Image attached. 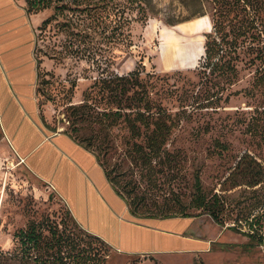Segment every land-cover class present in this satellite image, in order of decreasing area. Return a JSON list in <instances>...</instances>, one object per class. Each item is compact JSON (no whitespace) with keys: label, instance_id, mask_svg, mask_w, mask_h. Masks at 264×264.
<instances>
[{"label":"rangeland","instance_id":"374dc122","mask_svg":"<svg viewBox=\"0 0 264 264\" xmlns=\"http://www.w3.org/2000/svg\"><path fill=\"white\" fill-rule=\"evenodd\" d=\"M24 1L36 17L44 119L89 145L133 213L192 214L195 231L218 239L210 252L123 253L85 230L48 183L5 152L0 264H264V245L229 228L247 231L245 216L252 213L264 233V185L223 186L244 153L264 166V0H153L148 21L133 26L132 49L103 66L65 49L69 36L58 23L75 0ZM199 18L193 32L180 33L184 54L161 50L167 35L180 30L167 22ZM208 35L219 43L214 69L205 60ZM133 72L130 81L115 80ZM160 131L166 139L151 142ZM203 198L207 209L198 207ZM31 229L37 241L23 242L21 233Z\"/></svg>","mask_w":264,"mask_h":264},{"label":"crops","instance_id":"0c3cea01","mask_svg":"<svg viewBox=\"0 0 264 264\" xmlns=\"http://www.w3.org/2000/svg\"><path fill=\"white\" fill-rule=\"evenodd\" d=\"M35 19L24 0H0V153L14 152L53 188L85 230L123 253L210 252L218 236L195 231L193 217L133 216L96 154L43 120L37 100ZM200 20L169 25L180 30L167 35L161 50L164 44L182 43L180 35L193 32Z\"/></svg>","mask_w":264,"mask_h":264},{"label":"trees","instance_id":"16d2710c","mask_svg":"<svg viewBox=\"0 0 264 264\" xmlns=\"http://www.w3.org/2000/svg\"><path fill=\"white\" fill-rule=\"evenodd\" d=\"M31 1L33 5H36L39 0ZM126 1L127 3L115 2V0H104L102 2L84 3L81 0H75V6L71 7L69 10L71 11V14L65 15L63 20L58 23L60 29L66 32L69 36L65 44V49L67 50V52L70 54H74L78 58H87L90 61H93V63L97 62L98 66H103L109 63L113 64L114 60L119 57L122 53L128 52L130 49H132V47L134 46L133 26L136 22L142 20H146V22L148 21L146 19L148 17L147 13H154V1ZM38 4H42V1L40 0ZM66 7L67 6H65V8ZM112 15L114 16L112 17ZM167 24L176 25L178 24V22H167ZM207 37L208 40L205 45L206 65L211 66V68L214 69L219 62L214 60L220 54V49L218 48L216 50V47L219 45V43L216 41L215 38L210 39V35H208ZM224 64H226V62H223L222 66H224ZM134 74L135 72L131 74L128 73L127 75H120L117 76V79L115 80L121 83L127 82L132 80ZM43 120L50 126V123H48L44 119V117ZM71 135L82 145H84L87 149L91 150L89 148V145H86L81 142L73 134ZM167 135V133H164L162 131L157 133L155 132V134L153 135V137H151L150 140L151 142H156L158 139L164 141ZM105 172L109 181L112 183V181L110 180V174L106 171V169ZM226 184L229 186V189H233L243 185L252 188L261 187L264 185V166L258 161L256 157H254L250 153H244L239 157L236 166L230 172L229 176L223 181V186H225ZM113 187L119 193V195H121V197L125 199L124 195L118 189H116L114 185ZM125 201L128 204L126 199ZM207 205L208 201H206L205 198L201 199V202L198 203L199 208L207 209ZM208 211L218 224L225 225L224 222L220 220L219 216L214 211H212L211 209H209ZM130 212L133 216L136 217H194V215L192 214L176 215L170 213L152 216H138L131 210ZM258 219L259 216L252 213L251 215L245 216V221L248 227L247 231H244L243 229L237 226H229V228L235 231L241 230L240 232L250 237V240L252 242H257L259 244L264 245V233L261 234L258 229L259 227H257L261 226ZM21 237L23 242L37 241L34 229L27 230L25 232L23 231L21 233ZM221 246L227 247V245L225 244ZM38 264L51 263L50 261H43Z\"/></svg>","mask_w":264,"mask_h":264},{"label":"bare ground","instance_id":"6f19581e","mask_svg":"<svg viewBox=\"0 0 264 264\" xmlns=\"http://www.w3.org/2000/svg\"><path fill=\"white\" fill-rule=\"evenodd\" d=\"M181 47L184 48V44L183 43H179V42L173 41V42L164 44L163 51H164V49L165 50L166 49H168V50L172 49V51L174 50L173 52H175L177 50V48H178L179 49L178 52L184 54V50ZM179 53H178V55H179ZM184 59H185V55L181 56V60L183 61Z\"/></svg>","mask_w":264,"mask_h":264}]
</instances>
